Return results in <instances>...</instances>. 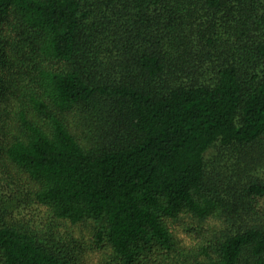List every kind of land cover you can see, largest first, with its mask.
<instances>
[{"label":"trees","instance_id":"trees-1","mask_svg":"<svg viewBox=\"0 0 264 264\" xmlns=\"http://www.w3.org/2000/svg\"><path fill=\"white\" fill-rule=\"evenodd\" d=\"M0 264H264V0H0Z\"/></svg>","mask_w":264,"mask_h":264}]
</instances>
